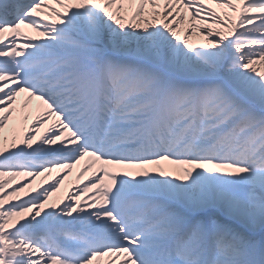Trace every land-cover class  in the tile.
<instances>
[{
	"label": "snow or ice",
	"instance_id": "obj_1",
	"mask_svg": "<svg viewBox=\"0 0 264 264\" xmlns=\"http://www.w3.org/2000/svg\"><path fill=\"white\" fill-rule=\"evenodd\" d=\"M0 264H264V0H0Z\"/></svg>",
	"mask_w": 264,
	"mask_h": 264
},
{
	"label": "bare ground",
	"instance_id": "obj_2",
	"mask_svg": "<svg viewBox=\"0 0 264 264\" xmlns=\"http://www.w3.org/2000/svg\"><path fill=\"white\" fill-rule=\"evenodd\" d=\"M219 11V9H217ZM197 21H193V23H196ZM188 24L187 21V13H185V20L181 23L180 27L183 28ZM189 39L193 43H201L202 37L199 34H189ZM28 116V120L24 121L21 119V113L16 112L13 113V119L12 123L16 125L17 129H24L27 127V125L32 121L34 115H35V104L29 109L26 110L25 113ZM43 131V127H41L40 131L36 133L37 136L41 134ZM80 165H77L71 172H68L66 175H64L61 179L59 188L56 192H54L51 197L49 198L50 203L58 202L59 199L67 194L75 185L83 183L86 178L90 175V171L86 172L84 176H81L77 178V172L79 170ZM61 170L53 169L51 173H45L41 176H37L32 180V186L35 187L37 185H46L47 183H51L52 180L55 178V176L60 172ZM26 179V178H25Z\"/></svg>",
	"mask_w": 264,
	"mask_h": 264
}]
</instances>
